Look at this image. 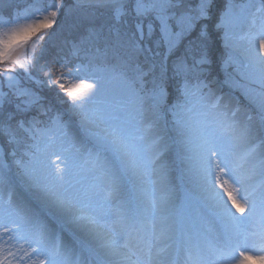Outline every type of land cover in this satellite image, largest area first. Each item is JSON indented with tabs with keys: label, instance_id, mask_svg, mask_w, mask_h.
<instances>
[{
	"label": "snow or ice",
	"instance_id": "snow-or-ice-1",
	"mask_svg": "<svg viewBox=\"0 0 264 264\" xmlns=\"http://www.w3.org/2000/svg\"><path fill=\"white\" fill-rule=\"evenodd\" d=\"M0 264H264V0H0Z\"/></svg>",
	"mask_w": 264,
	"mask_h": 264
},
{
	"label": "rangeland",
	"instance_id": "rangeland-1",
	"mask_svg": "<svg viewBox=\"0 0 264 264\" xmlns=\"http://www.w3.org/2000/svg\"><path fill=\"white\" fill-rule=\"evenodd\" d=\"M69 2H72V0H69ZM193 3H195V0H193ZM77 31H80V33H76ZM82 31L83 29H77L74 18L69 17L67 19H62L61 28L56 30V33L49 41L48 45L46 46L44 58L40 61V63L43 64L46 60L50 61L52 56H54L58 51V47L60 45H62L65 41H72L73 39L78 38ZM45 96L50 98L51 94L45 90ZM57 106L59 105L57 104Z\"/></svg>",
	"mask_w": 264,
	"mask_h": 264
},
{
	"label": "trees",
	"instance_id": "trees-1",
	"mask_svg": "<svg viewBox=\"0 0 264 264\" xmlns=\"http://www.w3.org/2000/svg\"><path fill=\"white\" fill-rule=\"evenodd\" d=\"M76 33H80V31H77Z\"/></svg>",
	"mask_w": 264,
	"mask_h": 264
}]
</instances>
